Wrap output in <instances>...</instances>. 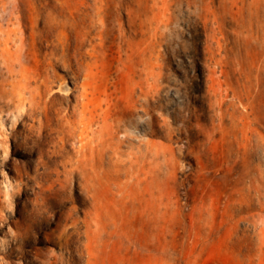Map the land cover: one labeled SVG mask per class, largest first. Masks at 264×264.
Instances as JSON below:
<instances>
[{"label":"rangeland","instance_id":"374dc122","mask_svg":"<svg viewBox=\"0 0 264 264\" xmlns=\"http://www.w3.org/2000/svg\"><path fill=\"white\" fill-rule=\"evenodd\" d=\"M0 264H264V0H0Z\"/></svg>","mask_w":264,"mask_h":264}]
</instances>
